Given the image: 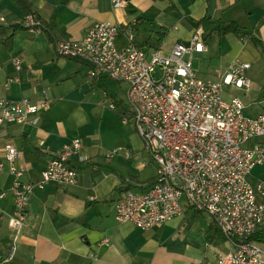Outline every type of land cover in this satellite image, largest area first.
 Wrapping results in <instances>:
<instances>
[{
    "label": "crops",
    "instance_id": "crops-1",
    "mask_svg": "<svg viewBox=\"0 0 264 264\" xmlns=\"http://www.w3.org/2000/svg\"><path fill=\"white\" fill-rule=\"evenodd\" d=\"M29 1L43 28L11 36V28L24 24L25 15L16 0H0V97L38 102L47 93L51 106L36 126L0 129V263L218 264L219 255L233 248L206 214L186 208L182 216L149 231L117 222L119 197L127 190L150 189L157 167L125 119L128 86L104 75L91 80L86 63L57 56L55 45L81 40L96 23L107 22L120 28L119 50L129 47L131 29L133 43L148 57L155 51L165 56L177 43H188L204 18L235 22L261 47L234 34L212 36L205 41L206 51L193 58L203 64L195 72L200 79L221 82L236 66L250 64V89L224 86L223 92L227 100L240 98L245 115L257 118L264 115V109L254 106L264 97V0H128L118 10L111 0ZM15 61H20V71ZM74 141L82 145L71 159L77 183L35 189L17 233L9 226L18 211L6 146L17 148L21 182L29 184L41 181L53 154ZM87 164L91 166L81 169ZM263 179L264 169L253 170L252 184ZM259 200L264 205V198ZM258 234L264 236V227ZM259 245L264 253V242Z\"/></svg>",
    "mask_w": 264,
    "mask_h": 264
},
{
    "label": "built area",
    "instance_id": "built-area-1",
    "mask_svg": "<svg viewBox=\"0 0 264 264\" xmlns=\"http://www.w3.org/2000/svg\"><path fill=\"white\" fill-rule=\"evenodd\" d=\"M115 10L128 0H111ZM24 26L38 29L33 16ZM117 25L96 23L78 41L58 42L57 56L86 63L91 80L101 75L128 86L126 101L131 122L142 138L157 167L153 186L146 192L125 191L116 202V220L149 231L180 217L186 208L210 216L221 234L232 245L220 254L218 264H264L259 242L251 239L264 227V179L252 184L256 168L264 169V115L250 118L238 97L227 100L223 87L249 90L250 64L232 69L221 82L200 79L193 58L205 49V31L198 28L188 43L179 42L163 56L147 53L131 41L119 50ZM20 71V61H15ZM12 82V80H9ZM51 106L47 93L38 102L0 97V129L5 125H38L40 116ZM114 109V106H112ZM254 143L251 147L246 144ZM74 141L53 154L38 183L21 182L24 170L18 167L19 153L6 146V162L15 177L12 192L17 217L9 222L19 233L26 221V205L35 189L49 184L64 188L77 183L71 159L81 151ZM3 170V165H0ZM5 195L2 194L1 198ZM106 244L107 241H105Z\"/></svg>",
    "mask_w": 264,
    "mask_h": 264
},
{
    "label": "trees",
    "instance_id": "trees-1",
    "mask_svg": "<svg viewBox=\"0 0 264 264\" xmlns=\"http://www.w3.org/2000/svg\"><path fill=\"white\" fill-rule=\"evenodd\" d=\"M16 3L19 6V8L24 12L25 19L29 16H33L36 20H39L36 17V13H35V11L32 7V4L29 0H16ZM198 26L202 27L205 31V36H204L205 41H207L212 36H220L221 37V36H225L228 34H234L239 38L247 39V40L251 41L255 46L261 47V42L255 36H253L252 33L244 30L235 22H231L229 24H226L222 20L213 21L211 19L204 18L198 22ZM39 28H41V27H39ZM20 30H31V28L25 27L24 24L15 25L11 28V36L15 32L20 31ZM162 32H165V31L162 30ZM90 166L91 165H89V164H87L85 166L82 165L81 169H86L87 167H90ZM154 183H155V181H153L150 185L153 186ZM251 239L254 241H257L259 243L264 242V236L261 234H256V235L252 236Z\"/></svg>",
    "mask_w": 264,
    "mask_h": 264
},
{
    "label": "rangeland",
    "instance_id": "rangeland-1",
    "mask_svg": "<svg viewBox=\"0 0 264 264\" xmlns=\"http://www.w3.org/2000/svg\"><path fill=\"white\" fill-rule=\"evenodd\" d=\"M193 68H194V70H196V71H199V70H202L203 69V64H202V61H200L199 59H194L193 60ZM226 92H228V93H230L231 95H234V96H242V94L244 93V91L243 92H238V91H226ZM255 107H258L257 109H259L260 110V112H262L263 111V109H264V97H262L261 99H260V101H258L257 103H256V105H254ZM250 113V112H249ZM254 143L252 142V143H249V144H246V146L247 147H251L252 145H253ZM257 171V170H256Z\"/></svg>",
    "mask_w": 264,
    "mask_h": 264
},
{
    "label": "water",
    "instance_id": "water-1",
    "mask_svg": "<svg viewBox=\"0 0 264 264\" xmlns=\"http://www.w3.org/2000/svg\"><path fill=\"white\" fill-rule=\"evenodd\" d=\"M1 264V263H0Z\"/></svg>",
    "mask_w": 264,
    "mask_h": 264
}]
</instances>
